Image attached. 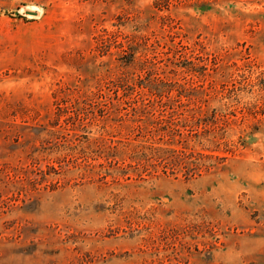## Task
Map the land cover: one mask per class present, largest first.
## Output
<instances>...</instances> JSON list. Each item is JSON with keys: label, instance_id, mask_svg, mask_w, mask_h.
<instances>
[{"label": "rangeland", "instance_id": "obj_1", "mask_svg": "<svg viewBox=\"0 0 264 264\" xmlns=\"http://www.w3.org/2000/svg\"><path fill=\"white\" fill-rule=\"evenodd\" d=\"M0 264H264V0H0Z\"/></svg>", "mask_w": 264, "mask_h": 264}, {"label": "water", "instance_id": "obj_2", "mask_svg": "<svg viewBox=\"0 0 264 264\" xmlns=\"http://www.w3.org/2000/svg\"><path fill=\"white\" fill-rule=\"evenodd\" d=\"M25 15H28V16H37V13L36 12H32V11H25Z\"/></svg>", "mask_w": 264, "mask_h": 264}]
</instances>
